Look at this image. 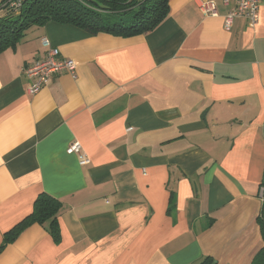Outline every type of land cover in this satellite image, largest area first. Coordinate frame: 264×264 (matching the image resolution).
<instances>
[{
    "label": "crops",
    "instance_id": "obj_1",
    "mask_svg": "<svg viewBox=\"0 0 264 264\" xmlns=\"http://www.w3.org/2000/svg\"><path fill=\"white\" fill-rule=\"evenodd\" d=\"M214 2L218 16L200 11ZM223 0H169L129 37L48 22L0 54V244L48 193L0 264H251L264 177V7L251 27ZM3 13V12H1ZM3 15V14H0ZM47 38L76 64L36 95L23 75ZM78 142L79 155L66 153ZM80 155L88 163L80 164Z\"/></svg>",
    "mask_w": 264,
    "mask_h": 264
},
{
    "label": "trees",
    "instance_id": "obj_2",
    "mask_svg": "<svg viewBox=\"0 0 264 264\" xmlns=\"http://www.w3.org/2000/svg\"><path fill=\"white\" fill-rule=\"evenodd\" d=\"M5 1L0 4V14H3L0 15V54L14 47L26 30L42 27L48 22L70 25L90 34L129 37L154 30L169 12V0H22L17 13L2 8ZM260 186L263 200L258 224L263 245L251 264H264V177ZM61 210L58 199L48 193L39 194L31 213L3 234L0 254L33 225L43 227L54 243H59L57 218ZM211 261L206 258L200 264H210Z\"/></svg>",
    "mask_w": 264,
    "mask_h": 264
},
{
    "label": "built area",
    "instance_id": "obj_3",
    "mask_svg": "<svg viewBox=\"0 0 264 264\" xmlns=\"http://www.w3.org/2000/svg\"><path fill=\"white\" fill-rule=\"evenodd\" d=\"M230 1L233 2V6L224 17L223 27L225 31H230L236 18L246 19L251 27H254L258 23L259 10L261 7H264V0H223V3L228 5ZM21 2L22 0H6L2 8H7L17 13L21 7ZM200 11L206 17L218 16L216 6L211 1L202 3ZM41 42L46 50V56L43 59L28 63L22 70L23 75L32 81L27 89L30 95L39 93L52 79H55L62 73L69 74L73 79L76 78L75 62L60 57L58 49L53 47L47 38H43ZM80 150V144L72 142L68 146L66 153L69 155H79ZM79 159L81 165L88 163V159L84 155H80ZM262 194L263 190H261Z\"/></svg>",
    "mask_w": 264,
    "mask_h": 264
},
{
    "label": "rangeland",
    "instance_id": "obj_4",
    "mask_svg": "<svg viewBox=\"0 0 264 264\" xmlns=\"http://www.w3.org/2000/svg\"><path fill=\"white\" fill-rule=\"evenodd\" d=\"M3 0H0V4L2 3ZM124 19H126V17H123ZM129 20V19H128Z\"/></svg>",
    "mask_w": 264,
    "mask_h": 264
}]
</instances>
